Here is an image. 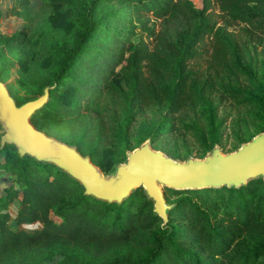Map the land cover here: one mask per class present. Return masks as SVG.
Returning <instances> with one entry per match:
<instances>
[{"label": "trees", "instance_id": "obj_1", "mask_svg": "<svg viewBox=\"0 0 264 264\" xmlns=\"http://www.w3.org/2000/svg\"><path fill=\"white\" fill-rule=\"evenodd\" d=\"M39 2L38 36L28 35L29 24L0 36V45L25 46L29 53L18 59L28 99L16 103L34 100L49 87L47 103L30 123L45 131L60 121L80 122L68 144L105 175L126 162L127 152L145 141L152 147L169 130L163 111L173 115L187 106L201 112L209 82L220 75L248 76L253 92L222 89L232 99L245 95L264 113V87L241 63L232 37L212 20L211 0H201L200 10L188 0ZM215 2L227 22L243 25L248 35L264 36V0ZM112 3L131 9L151 47L144 39L131 44L136 27L124 31L120 13L95 14ZM12 4L23 7L28 0ZM146 15L159 20L158 30L155 24L148 27L149 19L143 21ZM109 36L114 48L107 47ZM206 37L212 39L209 68L191 70L188 63L200 55L196 47ZM35 66L37 71H30ZM4 77L0 71L1 82ZM114 99L111 108L108 100ZM207 122L214 131L211 118ZM0 170L10 178L0 189V264H264L261 178L240 188H165L171 208L164 223L142 187L121 203L102 201L85 195L55 165L20 157L13 145L0 149ZM35 225L37 232L30 233L27 227Z\"/></svg>", "mask_w": 264, "mask_h": 264}, {"label": "rangeland", "instance_id": "obj_2", "mask_svg": "<svg viewBox=\"0 0 264 264\" xmlns=\"http://www.w3.org/2000/svg\"><path fill=\"white\" fill-rule=\"evenodd\" d=\"M13 1L0 0V36H10L15 33L18 27L25 24L33 27L28 30V35L31 37L38 36L39 24L42 23L43 18L42 14L39 15L41 6L39 0H28V5L23 7L18 4L13 5ZM188 1L192 3L194 8L198 10L202 8L201 0ZM211 1L212 20L216 22L217 27H223L226 33L232 37L241 63L252 71V76L254 75L256 83L264 87V36L255 35L251 32H248V35L246 31H243V25L230 24L223 18V14L215 0ZM22 13L27 16V21L21 17L23 16ZM111 13H120L125 18L124 22L120 23V27L124 31L126 29L131 30V27H136L133 30L134 36L130 40L131 44H136L140 39L148 41L145 38L144 31L141 28L138 29L139 24L133 20L131 9H128L127 6L112 3L97 10L95 14L97 16H105ZM108 19L113 20V24L119 23L118 20L114 22L115 18L113 19L112 16ZM130 19L132 21L129 23ZM146 19L150 20L148 27H152L155 24L154 28L158 30L159 20L152 15H146L143 21ZM34 32L35 34H33ZM109 37L107 39V47L110 48L115 46L116 42L113 36ZM54 38L55 40H60L61 36L56 35ZM46 39L50 40L49 38ZM148 43L151 47V41H148ZM196 48L201 53L188 63V68L203 73L209 68V56L212 52L211 37H206L202 44ZM28 56L29 53L25 46L8 48L6 45H0V71L5 74L4 82H2L16 102L28 99L27 86L23 83L24 78L19 73L18 63L19 58L26 59ZM35 70L37 71L36 66L30 69L32 72ZM48 71L54 73L52 69ZM47 73L45 72L42 75ZM248 79V76L240 75L237 72L232 75H220L217 79L213 78L209 82L211 87L203 95L206 103L201 108V112L196 107L187 106L173 115L163 111L161 115L169 119L167 128L169 130L159 136L158 140L152 145V149L164 153L172 160L203 159L215 147H218L223 154L233 153L253 137L263 133L264 113L259 110L258 106L247 102L243 94L241 99L229 98L222 89V87H229L253 92L254 89ZM108 102L111 103V108H114L115 99L108 100ZM101 103H104V100ZM154 115L157 118L160 117L158 113H154ZM145 117H149V113ZM208 117L213 121L214 131H211L208 126ZM97 121L98 119L94 120L95 125ZM80 126L81 123L78 121H60L51 124L42 132H46L47 135L68 144L71 143V139L78 133ZM0 134H2V130H0ZM9 182L10 178L3 170H0V189L7 186ZM164 189L163 193L165 192ZM38 228V225L27 227L30 233H36Z\"/></svg>", "mask_w": 264, "mask_h": 264}, {"label": "water", "instance_id": "obj_3", "mask_svg": "<svg viewBox=\"0 0 264 264\" xmlns=\"http://www.w3.org/2000/svg\"><path fill=\"white\" fill-rule=\"evenodd\" d=\"M49 87L34 100L18 105L0 81V149L16 147L20 157L50 163L77 181L84 194L106 202L121 203L132 191L142 187L153 211L164 223L171 206L163 189L200 190L219 187L240 188L261 178L264 183V132L253 137L239 149L223 154L215 147L203 159L172 160L155 151L149 141L127 152L126 162L104 175L89 157L75 146L65 144L39 131L30 123L31 117L48 101Z\"/></svg>", "mask_w": 264, "mask_h": 264}]
</instances>
